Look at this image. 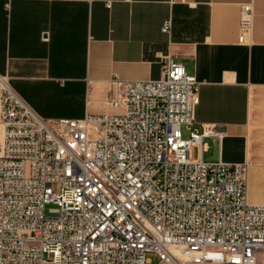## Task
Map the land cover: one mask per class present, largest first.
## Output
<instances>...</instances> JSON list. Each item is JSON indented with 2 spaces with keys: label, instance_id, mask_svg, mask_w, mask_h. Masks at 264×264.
Here are the masks:
<instances>
[{
  "label": "built area",
  "instance_id": "2783aa9c",
  "mask_svg": "<svg viewBox=\"0 0 264 264\" xmlns=\"http://www.w3.org/2000/svg\"><path fill=\"white\" fill-rule=\"evenodd\" d=\"M163 61L157 80L114 75L117 112L81 119L40 117L0 75V264H262L247 165L202 158L219 133L193 128L199 83Z\"/></svg>",
  "mask_w": 264,
  "mask_h": 264
},
{
  "label": "crops",
  "instance_id": "0c3cea01",
  "mask_svg": "<svg viewBox=\"0 0 264 264\" xmlns=\"http://www.w3.org/2000/svg\"><path fill=\"white\" fill-rule=\"evenodd\" d=\"M165 56L199 83L193 128L219 133L202 158L245 163L247 202L264 205V0H0V75L44 119L116 113L113 76L157 80Z\"/></svg>",
  "mask_w": 264,
  "mask_h": 264
},
{
  "label": "rangeland",
  "instance_id": "374dc122",
  "mask_svg": "<svg viewBox=\"0 0 264 264\" xmlns=\"http://www.w3.org/2000/svg\"><path fill=\"white\" fill-rule=\"evenodd\" d=\"M182 136L184 137V138H186L187 137V131L184 129V128H182ZM55 188V190H57V187H54ZM149 258H151L153 261H156V259H155V257L153 256V255H149ZM181 261V260H180Z\"/></svg>",
  "mask_w": 264,
  "mask_h": 264
}]
</instances>
